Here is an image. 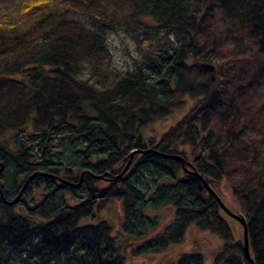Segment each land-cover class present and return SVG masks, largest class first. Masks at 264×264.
<instances>
[{"label": "trees", "instance_id": "obj_1", "mask_svg": "<svg viewBox=\"0 0 264 264\" xmlns=\"http://www.w3.org/2000/svg\"><path fill=\"white\" fill-rule=\"evenodd\" d=\"M117 33L134 46L128 68L112 51ZM224 45L239 74L255 63L251 83L264 79V0H0V264H133L98 216L116 202L124 233L144 239L135 257L181 245L196 226L222 244L175 264H251L243 225L192 170L215 191L228 184L264 264L262 111L225 88ZM168 207L175 220L145 240L160 223L149 211Z\"/></svg>", "mask_w": 264, "mask_h": 264}, {"label": "rangeland", "instance_id": "obj_2", "mask_svg": "<svg viewBox=\"0 0 264 264\" xmlns=\"http://www.w3.org/2000/svg\"><path fill=\"white\" fill-rule=\"evenodd\" d=\"M223 23L220 18L216 20V26L218 28H222ZM215 26V28H216ZM217 29V28H216ZM113 43V50L116 56L117 63L119 66L128 68L132 61L131 54H134V46L131 44V41H128L127 38L123 35L112 34L111 40ZM244 45H248L250 43V39L246 38L244 40ZM236 47L235 44L229 45V49L234 50ZM128 48V49H127ZM223 50V58H222V66H226L229 70V82L227 91L238 100V105H244L246 107H253L260 111H262L259 115V119L257 120V125L254 127V136L257 140L259 147H262L264 152V79H260L259 84H252L251 82L255 81V76L258 74L256 72V64L251 63L247 64L242 71L244 74H239L240 71L235 69L238 66V62H233V55L227 54V47H221ZM230 60V61H229ZM242 77V79L238 76ZM188 110V108H187ZM183 113H177L172 117L164 120L162 122L157 123L152 128H150L147 132V136L158 137L163 133L167 132L172 126L179 121L183 117ZM217 193L221 194V200L226 204L230 210L239 214V208H241L239 202L235 198L231 189H229L228 184H218L216 185ZM175 209L172 207L164 208L157 211H149L151 215L160 216V223L156 229L151 230L148 235L145 236V240H149L155 238L163 233L175 220L176 213ZM99 218L102 220L109 221L112 226L115 227V236L119 239L121 246L124 247V253L130 263L133 264H175L181 258L182 254L187 251H197L201 250L208 253L210 256L219 246L222 244L221 239L208 232H201L196 226L190 228L188 237L185 242L181 245L174 246L170 248L165 253L159 254H150L142 257H135L132 254L133 248L137 247L138 244H142L144 239L138 240L133 237H130L124 233L123 224H124V214L122 205L120 202L112 203L108 208L103 210L99 215ZM99 219H85L86 223H97ZM211 262H208V264Z\"/></svg>", "mask_w": 264, "mask_h": 264}, {"label": "water", "instance_id": "obj_3", "mask_svg": "<svg viewBox=\"0 0 264 264\" xmlns=\"http://www.w3.org/2000/svg\"><path fill=\"white\" fill-rule=\"evenodd\" d=\"M135 154H136L135 152L132 153L131 160H130L128 166L126 167V169L124 170V172L122 173V175H124V173H126L130 169ZM174 158L182 162L183 167L185 168V171H188V167L192 165L190 162L186 161V159L181 157V156H174ZM189 172L192 173L193 175H195L196 177H198L203 182L206 189L216 198L217 201H219V204L221 205V207L223 208V210L225 211V213L228 216H230L231 218L240 222L243 225V227H244L243 230H245V239H244L245 245H244L243 250H244L245 256L249 260V262L251 264H256L255 260H253V258H252L251 251H250V245H249V240H248L249 239V230H247L248 229L247 218L243 215H239V214L233 212L232 210H230V208H228L226 206V204L223 202V200H221L222 198L219 196V194L211 187L209 182L203 176H201L199 173H197V171L192 170Z\"/></svg>", "mask_w": 264, "mask_h": 264}]
</instances>
